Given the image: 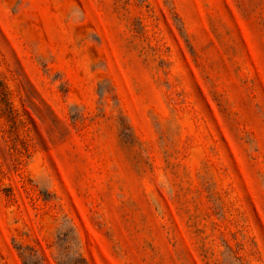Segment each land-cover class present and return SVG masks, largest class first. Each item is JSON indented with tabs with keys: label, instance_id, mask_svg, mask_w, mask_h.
<instances>
[{
	"label": "rangeland",
	"instance_id": "1",
	"mask_svg": "<svg viewBox=\"0 0 264 264\" xmlns=\"http://www.w3.org/2000/svg\"><path fill=\"white\" fill-rule=\"evenodd\" d=\"M0 264H264V0H0Z\"/></svg>",
	"mask_w": 264,
	"mask_h": 264
}]
</instances>
